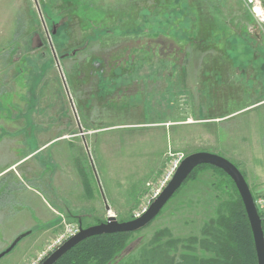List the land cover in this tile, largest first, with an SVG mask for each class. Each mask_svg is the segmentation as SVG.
I'll return each mask as SVG.
<instances>
[{
  "label": "rangeland",
  "instance_id": "1",
  "mask_svg": "<svg viewBox=\"0 0 264 264\" xmlns=\"http://www.w3.org/2000/svg\"><path fill=\"white\" fill-rule=\"evenodd\" d=\"M41 147L7 174L24 173L51 204L63 201L57 234L30 264L81 225L79 217L84 226L109 215L137 218L172 163L199 151L240 165L264 213V20L244 0H0V165ZM220 180L213 172V184ZM193 181L110 264H180L184 252L210 257L191 238L216 217L219 201L206 195L194 206L191 195L184 208L174 203L188 185L204 190L191 194H213ZM14 218L5 223L0 215V235ZM165 229L183 242L176 249L164 236L157 258L150 252ZM22 248L0 264H22Z\"/></svg>",
  "mask_w": 264,
  "mask_h": 264
},
{
  "label": "trees",
  "instance_id": "2",
  "mask_svg": "<svg viewBox=\"0 0 264 264\" xmlns=\"http://www.w3.org/2000/svg\"><path fill=\"white\" fill-rule=\"evenodd\" d=\"M20 38L21 36L19 35V40ZM17 49V47H14L10 54H16L18 52ZM103 78L105 77L102 76L101 81ZM101 85L102 82H98L99 94L105 97L107 93L101 89ZM217 154L221 155L220 153ZM234 164L240 169V165ZM205 170H212L221 178L220 181L213 184L217 192L216 199L219 203L216 217L206 223L202 229L201 235L199 237H192L191 242H193V244H198L201 251L204 250L206 254L208 253L211 256L203 258L195 254H187V252H184L181 255L184 262L180 264H258L250 221L242 198L232 179L224 171L216 167L202 165L191 173L183 186L188 181L196 180L199 173ZM7 177L8 178L5 179L2 186H0V188L4 190L2 192H6L7 195L11 196V193L14 194V192L23 189L22 182L15 178L14 175H9ZM2 180L3 178L0 179V181ZM259 214L263 219L264 230V213L259 210ZM132 219L133 218L130 220ZM105 221L106 220H97L93 225ZM119 221L124 222L125 220ZM82 222L83 219L79 217V224H81L80 226L82 228L92 226H84ZM132 235L133 233H115L90 237L72 248L55 264H110L127 248ZM164 236L169 238V240H167V245L175 247L176 249L183 242L181 239L173 238L169 229L157 232L154 239L156 249L150 252L151 255L154 254L157 258L158 255H160L159 250L162 248V246H160L161 238Z\"/></svg>",
  "mask_w": 264,
  "mask_h": 264
},
{
  "label": "water",
  "instance_id": "3",
  "mask_svg": "<svg viewBox=\"0 0 264 264\" xmlns=\"http://www.w3.org/2000/svg\"><path fill=\"white\" fill-rule=\"evenodd\" d=\"M51 44V43H50ZM53 50V55L56 60V64L61 74L62 81L64 83V87L66 93L69 97L71 102L72 110L74 112L75 118L77 120L78 128L80 132L83 131L82 126L79 122V117L73 101L71 99L70 92L68 90V86L66 83V79L62 72L59 58L51 45ZM75 52L72 53L74 55ZM85 147L87 150V154L90 158V162L96 178L99 181V177L97 174V170L92 159L89 147L87 142L84 138ZM202 165H210L216 167L222 171H224L234 182L241 198L244 203L250 225L252 228L254 242L258 257V264H264V230H263V219L259 214L258 207L256 205V201L252 194L251 188L245 179V176L241 172V170L229 159L223 157L217 153H212L208 151H199L192 153L186 156L180 163L179 167L177 168L176 172L174 173L172 179L167 184V186L162 190L157 198H155L151 204L149 205L148 209L139 217L121 222L118 220L116 216L109 215L105 222L92 225L87 228H81L80 232L67 240L62 246H60L57 250H55L50 256H48L43 262L40 264H55L58 262L66 253H68L72 248L77 246L79 243L83 242L84 240L104 234H115V233H135L144 228H146L149 224H151L162 212L165 206L169 203V201L173 198V196L178 192V190L183 186L186 180L189 178L191 173L199 166ZM101 195L104 199V203L106 205V210L110 212V206L107 202L105 194L103 192V188L101 187ZM30 232H26L18 236L12 244L3 252L0 253V259L3 258L5 255L10 253L18 243L25 238Z\"/></svg>",
  "mask_w": 264,
  "mask_h": 264
},
{
  "label": "crops",
  "instance_id": "4",
  "mask_svg": "<svg viewBox=\"0 0 264 264\" xmlns=\"http://www.w3.org/2000/svg\"><path fill=\"white\" fill-rule=\"evenodd\" d=\"M258 106L257 104L253 105L255 109ZM227 117H222V118L227 119ZM24 148L25 146L20 148V151L25 152ZM8 149L9 151L15 152V149H10V148ZM42 151L44 150L41 147L34 153H32V151L26 154L24 153L23 156L20 157L18 161L14 160L9 162V164L0 165V179L6 177L8 173H10L13 169H15V167H19V165H23L22 163H25L29 161V159H32L34 156L33 154L35 155L36 153L40 154V152ZM15 178L19 179L22 182L23 189L18 192H14V194H12L11 196L7 194H0V200L4 201L3 203H0V215H3L5 217V221H4L5 223L10 222L12 217L14 218L15 216H19V218L16 220L17 223L15 225H11V226L8 225L9 233L7 232L5 233L6 235H2V234L0 235V251L3 249L6 250L12 244V242L21 234L30 232L11 251L12 253H14V251H16L18 247H23L22 264H30L31 261L41 253V250L49 242H51L55 237V235L57 234L61 221L60 212L63 201L61 200L58 201L56 196L55 197L56 203L51 204L50 200L47 198V195L41 194L40 192H38L37 189L32 187L33 186L32 183L24 173L19 176H15ZM212 180H213L212 170H205L199 173L197 179L193 182L199 183L200 181H204L205 184L207 183L208 192H212L213 194H201L200 192L204 191V190L200 191V189H202L201 185H199L200 187L191 186V188H189L190 186L188 185L187 189L184 192V195L180 196L174 202L176 205L175 207L178 206L179 208L181 207L184 208L187 205L186 200L191 195L195 196L198 199V201L197 199L194 200L191 199V205L194 206L199 205L200 201L203 198H205L206 195L207 196L211 195L212 198L213 197L216 198ZM126 181L138 182V179L131 178V179H127ZM1 190L4 191L3 188H0V191ZM193 190H196V192L200 191L199 192L200 194H191ZM33 194L38 197L39 202H37V200L33 198ZM12 208L15 209V211H10V209ZM209 219L210 218L205 219L204 222L201 223L200 229L204 227V225L208 222ZM177 226L178 225L176 224V227ZM180 238L177 237V239Z\"/></svg>",
  "mask_w": 264,
  "mask_h": 264
},
{
  "label": "built area",
  "instance_id": "5",
  "mask_svg": "<svg viewBox=\"0 0 264 264\" xmlns=\"http://www.w3.org/2000/svg\"><path fill=\"white\" fill-rule=\"evenodd\" d=\"M246 5L252 10V12L256 15V17L263 19L258 15V10L263 9L264 10V0H244ZM264 20V19H263ZM184 159V157H180L177 160L172 163V165L169 167V169L165 172V175L163 176L162 180L160 181L159 185L153 190V198L150 199L148 205L143 209V211L137 215V217L141 216L149 207L151 202L159 196V194L162 192V190L167 186V184L172 179L174 173L176 172L177 168L179 167L181 161ZM81 226L77 225H71L67 228L66 232L62 234V236L51 246L39 259V263L43 262L48 256H50L55 250H57L60 246H62L67 240L78 234L81 230ZM38 262L35 264H39Z\"/></svg>",
  "mask_w": 264,
  "mask_h": 264
},
{
  "label": "bare ground",
  "instance_id": "6",
  "mask_svg": "<svg viewBox=\"0 0 264 264\" xmlns=\"http://www.w3.org/2000/svg\"><path fill=\"white\" fill-rule=\"evenodd\" d=\"M258 12H259L258 15L264 19V10L260 9L258 10Z\"/></svg>",
  "mask_w": 264,
  "mask_h": 264
}]
</instances>
